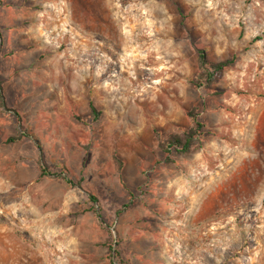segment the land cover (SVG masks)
<instances>
[{
  "label": "rangeland",
  "instance_id": "rangeland-1",
  "mask_svg": "<svg viewBox=\"0 0 264 264\" xmlns=\"http://www.w3.org/2000/svg\"><path fill=\"white\" fill-rule=\"evenodd\" d=\"M22 3L30 39L0 61V264H76L86 212L106 232L91 264H264V0ZM198 49L232 61L209 85Z\"/></svg>",
  "mask_w": 264,
  "mask_h": 264
},
{
  "label": "crops",
  "instance_id": "crops-1",
  "mask_svg": "<svg viewBox=\"0 0 264 264\" xmlns=\"http://www.w3.org/2000/svg\"><path fill=\"white\" fill-rule=\"evenodd\" d=\"M22 1L23 0H0V61H5L6 58H9L13 63L14 69L17 62V58L15 57L18 54L16 51L17 46L21 42L30 39L29 25L32 23V18L36 16L35 11L29 6H24ZM12 51H15L13 52L14 54L11 53ZM0 110H2V107H0ZM28 136L31 137V135ZM28 136H23L17 143L30 147L32 142ZM27 167L28 166L14 167V170H16L14 171L16 183L22 180L23 172H21V170L27 169ZM74 201L64 205L61 209L64 211L63 213H65V211L70 213L73 210H77L73 205ZM72 206L73 208H71ZM88 213L89 212H86L78 216V222H80L81 225L78 226L72 235L73 238L76 239L74 240L75 242L72 241L74 244L69 246V251H71L70 255H74L78 259L76 260V264H91L93 261V252L87 248L84 241H88V239L91 240L93 234L95 240L98 239V236L102 239L106 237V232L100 227L98 218H96L95 214Z\"/></svg>",
  "mask_w": 264,
  "mask_h": 264
},
{
  "label": "trees",
  "instance_id": "trees-1",
  "mask_svg": "<svg viewBox=\"0 0 264 264\" xmlns=\"http://www.w3.org/2000/svg\"><path fill=\"white\" fill-rule=\"evenodd\" d=\"M198 60L200 64V72L198 75L195 77V79L191 80L192 83H194L197 86L201 85H209L212 82L218 80L221 78L224 69L232 63L231 60H224V61H219V62H211L208 60L206 51L204 49H198ZM2 94H1V89H0V107L4 106V103L2 102ZM91 110L93 114H98L99 112L97 111L96 107L93 105L91 102ZM198 124V123H197ZM17 138L16 137H9L7 139L8 142L15 141ZM192 140H193V133H187L185 135V138L181 135H175L172 136V138L169 141V147H180V151L182 152H187L190 150L191 145H192ZM42 175H45V170L42 168ZM108 248V257L109 259L112 258V254L114 253V248L111 244H103ZM110 263L113 264L112 260H110Z\"/></svg>",
  "mask_w": 264,
  "mask_h": 264
},
{
  "label": "bare ground",
  "instance_id": "bare-ground-1",
  "mask_svg": "<svg viewBox=\"0 0 264 264\" xmlns=\"http://www.w3.org/2000/svg\"><path fill=\"white\" fill-rule=\"evenodd\" d=\"M116 44L118 45V43L116 42Z\"/></svg>",
  "mask_w": 264,
  "mask_h": 264
}]
</instances>
